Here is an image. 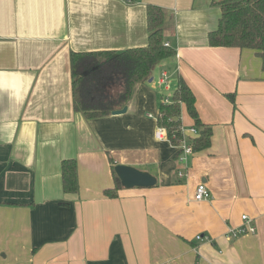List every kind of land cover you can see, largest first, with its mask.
Segmentation results:
<instances>
[{
	"label": "crops",
	"instance_id": "1",
	"mask_svg": "<svg viewBox=\"0 0 264 264\" xmlns=\"http://www.w3.org/2000/svg\"><path fill=\"white\" fill-rule=\"evenodd\" d=\"M219 1L0 0V264H264V60L208 45ZM147 4L166 11L176 53L135 85L126 112L75 111L70 52L145 46ZM157 68L170 72L159 89ZM179 76L212 128L187 168L155 137L159 104ZM181 124L193 139L184 106ZM64 159L77 162V193L63 190ZM112 163L156 184L105 196ZM198 182L208 200L194 199ZM242 214L256 231L229 238Z\"/></svg>",
	"mask_w": 264,
	"mask_h": 264
},
{
	"label": "trees",
	"instance_id": "2",
	"mask_svg": "<svg viewBox=\"0 0 264 264\" xmlns=\"http://www.w3.org/2000/svg\"><path fill=\"white\" fill-rule=\"evenodd\" d=\"M218 25L207 34L209 46L252 49L264 60V0H221ZM167 13L158 5L147 4L145 46L124 50L71 51L70 73L72 79L73 107L87 117L109 115L126 106L135 85L147 81L154 68L176 52L165 45L164 31ZM171 101H161L156 115L157 126L164 127L172 145L181 138V106L187 111L198 134L191 140L194 151L210 146L212 128L204 124L195 107L194 93L182 77H178ZM233 103L234 94H227ZM113 188H105L104 195L116 197L122 187L114 171ZM62 187L65 192H78L77 162H61Z\"/></svg>",
	"mask_w": 264,
	"mask_h": 264
},
{
	"label": "built area",
	"instance_id": "3",
	"mask_svg": "<svg viewBox=\"0 0 264 264\" xmlns=\"http://www.w3.org/2000/svg\"><path fill=\"white\" fill-rule=\"evenodd\" d=\"M165 45H169L168 42L165 43ZM169 73L167 71H162L161 75L157 81L159 85L167 86L169 83ZM165 102H167V99H164ZM149 117H153L152 114H148ZM156 120V116H155ZM186 130H184L183 126H181V138L178 140V143L175 144V146L180 150L178 160L181 164L187 168V161L188 156L193 154L195 151L193 150V147L191 145L192 138L189 137L186 133ZM188 132L191 135H197L198 129L195 126H191L188 129ZM155 137L157 139H167L166 137V131L164 127L157 126L155 130ZM168 140V139H167ZM169 141V140H168ZM178 177H185L187 176V172L184 170H178L177 172ZM211 197L210 190L206 186L204 182H198L195 186L194 191V199L197 201H205L208 200ZM242 224L238 225L237 227H230L227 231L228 237L233 238L241 234L246 233H254L256 231V226L254 224V221L252 218H250L247 214L241 215ZM197 239H201L200 235L196 236Z\"/></svg>",
	"mask_w": 264,
	"mask_h": 264
},
{
	"label": "water",
	"instance_id": "4",
	"mask_svg": "<svg viewBox=\"0 0 264 264\" xmlns=\"http://www.w3.org/2000/svg\"><path fill=\"white\" fill-rule=\"evenodd\" d=\"M127 106L113 110L112 114H121L126 112ZM114 171L121 185L125 188L132 187H151L156 184V178L151 173L139 170L126 164H116Z\"/></svg>",
	"mask_w": 264,
	"mask_h": 264
},
{
	"label": "rangeland",
	"instance_id": "5",
	"mask_svg": "<svg viewBox=\"0 0 264 264\" xmlns=\"http://www.w3.org/2000/svg\"><path fill=\"white\" fill-rule=\"evenodd\" d=\"M160 75H161V69L157 68L154 77H155V82H156V86L158 89H159V86H158L159 84L157 83V81H158ZM185 127H187V126H185Z\"/></svg>",
	"mask_w": 264,
	"mask_h": 264
}]
</instances>
